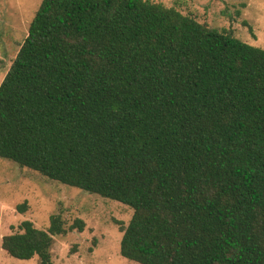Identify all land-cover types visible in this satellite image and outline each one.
<instances>
[{
  "label": "trees",
  "instance_id": "16d2710c",
  "mask_svg": "<svg viewBox=\"0 0 264 264\" xmlns=\"http://www.w3.org/2000/svg\"><path fill=\"white\" fill-rule=\"evenodd\" d=\"M0 157L131 207L129 261L264 264V49L152 0H41L0 83ZM66 232L24 220L1 247L52 264Z\"/></svg>",
  "mask_w": 264,
  "mask_h": 264
},
{
  "label": "rangeland",
  "instance_id": "374dc122",
  "mask_svg": "<svg viewBox=\"0 0 264 264\" xmlns=\"http://www.w3.org/2000/svg\"><path fill=\"white\" fill-rule=\"evenodd\" d=\"M175 7L212 28L264 49V0H152ZM41 0H0V83L28 33ZM251 27V31L249 28ZM27 203L24 212L16 206ZM132 208L116 200L49 179L0 157V264H37L38 257L13 258L1 247L2 237L30 220L46 230L49 217L59 214L67 232L54 236L52 264H138L120 255L122 232ZM76 219L83 230L71 229Z\"/></svg>",
  "mask_w": 264,
  "mask_h": 264
}]
</instances>
